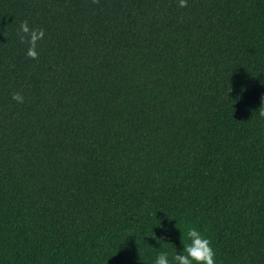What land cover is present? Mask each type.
<instances>
[{"label": "trees", "instance_id": "16d2710c", "mask_svg": "<svg viewBox=\"0 0 264 264\" xmlns=\"http://www.w3.org/2000/svg\"><path fill=\"white\" fill-rule=\"evenodd\" d=\"M262 96L264 0H0V264H264Z\"/></svg>", "mask_w": 264, "mask_h": 264}, {"label": "clouds", "instance_id": "9594fccd", "mask_svg": "<svg viewBox=\"0 0 264 264\" xmlns=\"http://www.w3.org/2000/svg\"><path fill=\"white\" fill-rule=\"evenodd\" d=\"M179 2L183 6L185 0H179ZM12 98L18 102L23 101V96L19 92H14ZM262 104H264V96L261 98ZM261 105L257 108V114L258 117L264 118V107ZM174 227L177 228L176 223ZM177 229L180 234L183 231L184 243L182 247L176 248L171 256L167 249L160 250L155 254L151 264H219L211 238L197 225L189 224L183 229ZM139 259L142 260L140 255Z\"/></svg>", "mask_w": 264, "mask_h": 264}]
</instances>
